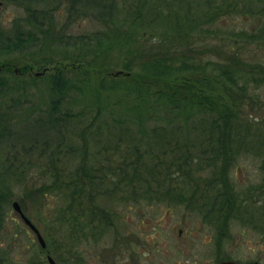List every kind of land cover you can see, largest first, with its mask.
<instances>
[{"label": "trees", "instance_id": "obj_1", "mask_svg": "<svg viewBox=\"0 0 264 264\" xmlns=\"http://www.w3.org/2000/svg\"><path fill=\"white\" fill-rule=\"evenodd\" d=\"M2 1L20 11L8 26L0 18V264L22 263L11 256L23 228L7 226L9 181H24L38 157L47 161L37 193L54 197L61 238L52 231L39 253L27 244L22 264H46V250L58 264H85L88 244L103 255L107 239H127L132 201L198 204L218 246L232 221L264 238V117L241 110L247 99L263 108L249 91L264 86V65L224 50L229 39L264 44V0ZM228 18L249 27L219 35ZM87 20L93 28L72 31ZM11 146L42 154L4 156ZM67 154L73 168L61 166ZM123 155V166L111 163ZM243 156L259 161L260 177L242 186L231 171Z\"/></svg>", "mask_w": 264, "mask_h": 264}, {"label": "rangeland", "instance_id": "obj_2", "mask_svg": "<svg viewBox=\"0 0 264 264\" xmlns=\"http://www.w3.org/2000/svg\"><path fill=\"white\" fill-rule=\"evenodd\" d=\"M20 9L16 5H12L5 1L0 0V18L2 19V26H8L9 19L17 16ZM220 27L226 34H219L222 36H230L228 34L232 29L238 30L240 27L246 26L239 19L228 18L220 24ZM93 28V25L87 22L79 21L73 26V32H82ZM219 37V36H218ZM218 37L212 39L209 43L210 47H216L219 42ZM224 50L227 53L237 52L239 55L254 64L258 63L264 65V44H243V42L233 43L230 39L226 41ZM45 52L41 56L45 57ZM21 58L23 61L33 62L27 56H14V58ZM43 59V58H42ZM214 59V58H212ZM37 67V66H36ZM35 72H42L44 69L34 68ZM47 70V68H46ZM44 71L43 75L47 71ZM28 73V72H27ZM42 75V74H41ZM45 82V81H43ZM31 90V89H30ZM250 96L257 98L260 103H264V86L257 90H250ZM35 92L33 95V103L40 102V94ZM31 98V97H30ZM7 100V99H5ZM9 102V101H8ZM7 102V103H8ZM4 106V105H3ZM27 106V105H26ZM43 105L42 107H45ZM24 108L23 106H21ZM263 108L254 104L253 100L247 99L244 107L241 109L245 115H251L260 120L264 117ZM72 111H76L73 109ZM90 121V120H89ZM73 125L63 128L64 133H69ZM16 131H21L16 128ZM15 136V135H14ZM111 143L115 142V138L106 137ZM102 145V144H101ZM100 143L97 147L101 146ZM40 148V147H39ZM41 149V148H40ZM38 148H31L28 146L25 150H20L15 154L13 147L8 150L2 148L6 157H29L37 158L42 151ZM48 150L44 151L46 153ZM110 152L102 153V156H107ZM48 154V152H47ZM51 154V153H49ZM100 155V156H101ZM74 159V158H73ZM71 154H67L61 163L62 167L73 168L74 162ZM112 164L123 166L125 156L113 157ZM45 158L38 157L37 161L25 170V180L20 183L9 181V186L15 197L11 200H16L22 208L23 213L40 231L44 239H49L50 233L54 231L57 239L61 238L59 226L55 223L50 224L53 210L55 209L54 197L48 195L41 197L37 193V186H39L43 178H39L41 170L45 168ZM259 161L250 156L241 157L231 171V178L234 182L240 185H246L249 182L257 181L260 177L258 169ZM12 194V195H13ZM21 199L22 201H20ZM128 206L133 208L132 211L126 213L124 227L126 230H120L123 237L127 238L125 241L115 243L107 239L103 246L108 247L103 255L96 252L90 244L86 245L84 251L86 252L85 264H220L222 258L225 260H233L236 262L256 261L258 264H264V238L261 232H258L249 226H242L231 222L227 233L221 238V245L218 246L219 240L215 237L216 228L210 223L202 220L200 216V206L198 211H192L191 207L185 208L182 205L170 206L167 204H154L145 206L147 204H138L135 206L134 201ZM120 208H126L121 206ZM198 209V208H197ZM7 222L8 227L19 226L23 228V236H18V241L15 242L13 255L23 263L27 260L28 253H24L25 246L32 245L30 252L39 253V243L36 240L34 233L23 223L19 214L9 205L7 208ZM128 215V216H127ZM50 225V229L48 228ZM2 237V236H1ZM5 242L6 239L0 238V243ZM10 247V244H9ZM116 247V248H113ZM220 247V250L218 249ZM31 248V247H30ZM0 250L5 251L2 247ZM98 251H100L98 249ZM8 258L10 253H4ZM45 258V255L42 254ZM55 263L58 261L54 256H51ZM227 258V259H226ZM107 259V260H106ZM224 261V259L222 260ZM221 261V262H222ZM20 263V264H22ZM47 264V262H46Z\"/></svg>", "mask_w": 264, "mask_h": 264}, {"label": "water", "instance_id": "obj_3", "mask_svg": "<svg viewBox=\"0 0 264 264\" xmlns=\"http://www.w3.org/2000/svg\"><path fill=\"white\" fill-rule=\"evenodd\" d=\"M45 70H46V68L42 72H44ZM42 72H36V74L39 75V74H42ZM124 73L125 72L122 70H116L113 74L115 76H117L119 74H124ZM11 205H12L13 209L19 214L22 221L34 232V234L36 235L37 241L39 242V245L41 246V248L45 249L46 243H45L44 238L42 237V235L40 234L38 229L35 227V225L30 221V219H28L27 216L23 213L19 203L16 200H13L11 202ZM46 259H47L49 264H56L54 259L51 257V255L48 252L46 255ZM221 264H258V262L253 261V262H248V263H238V262L233 261V260H224L221 262Z\"/></svg>", "mask_w": 264, "mask_h": 264}, {"label": "flooded vegetation", "instance_id": "obj_4", "mask_svg": "<svg viewBox=\"0 0 264 264\" xmlns=\"http://www.w3.org/2000/svg\"><path fill=\"white\" fill-rule=\"evenodd\" d=\"M227 259V258H226ZM223 259H221V261H222ZM225 260V259H224ZM221 261H220V264H221ZM248 262H251V261H248ZM238 263H243V262H238ZM245 263H247V262H245Z\"/></svg>", "mask_w": 264, "mask_h": 264}]
</instances>
